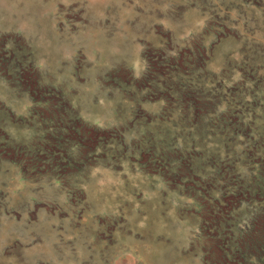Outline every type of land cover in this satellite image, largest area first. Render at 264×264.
<instances>
[{
  "label": "rangeland",
  "instance_id": "obj_1",
  "mask_svg": "<svg viewBox=\"0 0 264 264\" xmlns=\"http://www.w3.org/2000/svg\"><path fill=\"white\" fill-rule=\"evenodd\" d=\"M0 264H264V0H0Z\"/></svg>",
  "mask_w": 264,
  "mask_h": 264
}]
</instances>
